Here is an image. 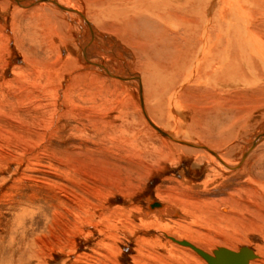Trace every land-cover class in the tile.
<instances>
[{"label": "rangeland", "instance_id": "obj_1", "mask_svg": "<svg viewBox=\"0 0 264 264\" xmlns=\"http://www.w3.org/2000/svg\"><path fill=\"white\" fill-rule=\"evenodd\" d=\"M16 6L0 0V264H207L168 237L207 251L247 246L264 264V137L240 158L264 128V73L233 69L220 95L182 89L178 119L167 117L171 66L144 91L160 127L229 148L241 165L228 169L149 126L134 84L83 58V28L53 29L34 5ZM105 28L93 47L122 72L126 40Z\"/></svg>", "mask_w": 264, "mask_h": 264}, {"label": "bare ground", "instance_id": "obj_2", "mask_svg": "<svg viewBox=\"0 0 264 264\" xmlns=\"http://www.w3.org/2000/svg\"><path fill=\"white\" fill-rule=\"evenodd\" d=\"M8 1L14 5L17 4V6L34 5L35 8L32 9L33 12H36L37 18L39 16V19L53 24V27L50 25L53 29L57 26L64 27L68 22H73L77 26L76 28H83L86 34L78 39L79 46H77L80 48L83 58L97 64L98 71L100 70L106 76L134 84L140 105L144 110L143 114L149 122V126L154 130L174 141L173 143L181 145L186 151L194 148L207 152L218 160V164L228 169L235 168L238 166L237 164H240L239 160L237 162L228 160L232 153L229 148L221 153L206 144L190 140L184 134L186 131L182 130L183 128L180 131L175 126L165 128L161 126V128L146 111L144 91L148 92L154 85L157 87L159 71L164 74L170 66L176 70L174 74L173 69L168 70L170 76L164 81L167 82V85L172 86L170 105L167 103L169 105L167 117L178 119L175 100L178 99L182 89L192 88L199 92L211 89L217 95L220 89L223 90L226 87L233 69L240 72L244 67H257L264 73V0H77L82 2L81 4L86 10L76 6L74 0H67L66 5L62 2L63 0ZM15 10L12 11L13 14ZM254 10L260 14L259 16L263 20H259V16L253 14ZM105 25L115 33H113L115 36L126 40L127 49H124V58L119 52L115 54L118 56L117 59L123 61V66L125 64V70L122 72H117L112 68V65H109L108 60L111 61V58L105 60L103 50L95 51L93 47L100 38L108 40L106 32H100L101 29H99V27L106 29ZM110 40L113 42V52L118 46H114L116 45L115 40L111 38ZM67 44L70 45V43ZM162 65L163 67H161ZM133 66L138 70H134ZM164 76L166 77L165 74ZM257 79L264 83V75ZM183 98L186 99L185 96H182ZM263 137L264 128L255 138L244 143L240 158L245 157ZM150 205L154 208L158 206V203ZM160 209L163 210V208ZM160 209L158 211H161ZM151 213L148 211L144 214L147 216ZM168 238L174 244L191 249L197 256L202 257L190 246L179 244L175 240H186L213 256L212 250L207 251L190 240ZM252 251L255 256L248 261V264L258 257L255 250L252 249Z\"/></svg>", "mask_w": 264, "mask_h": 264}, {"label": "water", "instance_id": "obj_3", "mask_svg": "<svg viewBox=\"0 0 264 264\" xmlns=\"http://www.w3.org/2000/svg\"><path fill=\"white\" fill-rule=\"evenodd\" d=\"M172 240L175 239L172 238ZM175 241L179 244L190 246L203 258H205L208 264H248V261L255 256L252 249L247 246H242L237 251L230 250L226 247H217L213 250L212 256L186 240Z\"/></svg>", "mask_w": 264, "mask_h": 264}]
</instances>
